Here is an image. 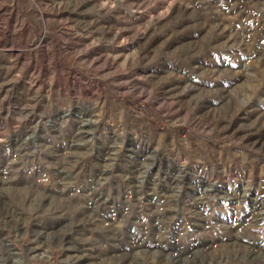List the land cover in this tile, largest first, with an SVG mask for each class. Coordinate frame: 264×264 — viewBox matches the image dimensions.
Listing matches in <instances>:
<instances>
[{
    "label": "rangeland",
    "instance_id": "1",
    "mask_svg": "<svg viewBox=\"0 0 264 264\" xmlns=\"http://www.w3.org/2000/svg\"><path fill=\"white\" fill-rule=\"evenodd\" d=\"M74 250L264 264V0H0V264Z\"/></svg>",
    "mask_w": 264,
    "mask_h": 264
},
{
    "label": "bare ground",
    "instance_id": "2",
    "mask_svg": "<svg viewBox=\"0 0 264 264\" xmlns=\"http://www.w3.org/2000/svg\"><path fill=\"white\" fill-rule=\"evenodd\" d=\"M78 117L79 114H78ZM81 119V118H80ZM84 130V129H83ZM93 134V133H92ZM90 149V148H89ZM113 150V149H112ZM143 171V170H142ZM70 176V175H69ZM61 180V179H60ZM66 181V180H65ZM62 183V182H61ZM70 183V182H69ZM68 183V184H69ZM63 189V188H62ZM212 190L213 192L216 191V188H215V184H212ZM205 199V198H204ZM230 199V198H229ZM245 200V199H244ZM13 208V207H12ZM17 211V210H16ZM14 212V211H13ZM12 213V212H11ZM20 215V213H18ZM16 215V214H15ZM18 220V219H17ZM186 221V220H185ZM245 222V221H244ZM243 228V227H242ZM74 249V248H73ZM80 250H74L75 253H69L66 255V258H73L75 261H76V264H85V262H87V260L84 258V255L83 252H79ZM31 252H32V257L34 256H40L42 258H48V257H51V253H50V250L49 248L46 249L44 248L43 245L41 244H37L35 245L33 248H31ZM78 252V253H77ZM20 257V256H19ZM23 259H25V257H23ZM131 260V259H130ZM137 261V260H136ZM140 261V260H139ZM144 262V261H143ZM154 262V261H153ZM129 264H133V263H129ZM141 264H142V260H141ZM152 264V263H151Z\"/></svg>",
    "mask_w": 264,
    "mask_h": 264
}]
</instances>
